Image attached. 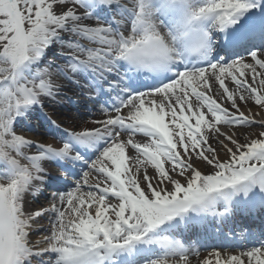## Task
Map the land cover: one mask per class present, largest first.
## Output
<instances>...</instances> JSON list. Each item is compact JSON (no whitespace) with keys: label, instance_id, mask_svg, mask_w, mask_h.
I'll return each instance as SVG.
<instances>
[{"label":"snow or ice","instance_id":"obj_1","mask_svg":"<svg viewBox=\"0 0 264 264\" xmlns=\"http://www.w3.org/2000/svg\"><path fill=\"white\" fill-rule=\"evenodd\" d=\"M201 248L264 264V0H0V264Z\"/></svg>","mask_w":264,"mask_h":264},{"label":"bare ground","instance_id":"obj_2","mask_svg":"<svg viewBox=\"0 0 264 264\" xmlns=\"http://www.w3.org/2000/svg\"><path fill=\"white\" fill-rule=\"evenodd\" d=\"M27 134L31 135V133H27ZM46 139H48L49 142H50V138H46ZM48 167H50V168L53 167L54 168V164H50V165H48ZM210 251H212L211 248H208L207 250H205L204 248H201L198 257L195 256V255H193V256L190 255V260L192 261V264H197V260L198 259H202L205 255H207V252H210Z\"/></svg>","mask_w":264,"mask_h":264}]
</instances>
